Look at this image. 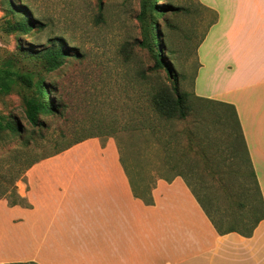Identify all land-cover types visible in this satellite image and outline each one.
<instances>
[{"label": "rangeland", "instance_id": "obj_1", "mask_svg": "<svg viewBox=\"0 0 264 264\" xmlns=\"http://www.w3.org/2000/svg\"><path fill=\"white\" fill-rule=\"evenodd\" d=\"M9 1L17 14L32 23V30L22 34L6 29L8 20L19 17L8 13L5 0H0V72L9 71L15 80L9 94L0 96V114L32 130L24 117L23 99L31 96L33 88L18 80V75L32 80L42 77L44 84L55 86L57 101L65 110L45 116L47 125L36 130L32 140L0 135V192H4L0 200L12 201L14 191L20 197L28 165L55 156L78 139L94 136L121 145V164L139 193L146 194L158 177L179 174L195 194L204 197L205 208L215 220L221 218L215 207L219 203L227 212L244 211L235 201L231 206L223 201L225 194L218 182L221 178L226 188L251 182L244 139L228 108L210 101L197 104L191 98L192 112L185 120H164L151 110L149 97L156 85L172 80L164 70H151L153 62L143 44L158 39L151 26V39L147 38L136 19L139 0H104L101 10L98 0ZM199 1L222 10L230 0ZM239 1L247 6L248 0ZM156 2L157 9L166 13H148L147 17L156 18L162 46L171 51L162 49L161 57L177 74L180 91L191 94L197 73L195 48L212 15L198 1ZM59 45L71 48L77 56L66 58L53 72L26 51ZM51 98L52 94L45 97ZM220 98L229 101L228 96ZM209 196L218 201L212 202Z\"/></svg>", "mask_w": 264, "mask_h": 264}, {"label": "crops", "instance_id": "obj_2", "mask_svg": "<svg viewBox=\"0 0 264 264\" xmlns=\"http://www.w3.org/2000/svg\"><path fill=\"white\" fill-rule=\"evenodd\" d=\"M193 1L212 18L192 93L234 106L264 206V0ZM132 185L113 139L35 162L20 193L28 206L0 200V264H264V218L250 237L218 233L181 175L146 194Z\"/></svg>", "mask_w": 264, "mask_h": 264}, {"label": "trees", "instance_id": "obj_3", "mask_svg": "<svg viewBox=\"0 0 264 264\" xmlns=\"http://www.w3.org/2000/svg\"><path fill=\"white\" fill-rule=\"evenodd\" d=\"M103 1L104 0H98L99 10L102 9ZM5 4L8 13H10L13 17L16 16L19 17L15 19L13 22L8 20L6 23L7 24L6 29H8L9 31H19L22 34H26L27 32H30L32 30V23H30V21L24 16H21L22 14H17L11 1L5 0ZM157 8L158 5L156 0H139V13L136 16V19L140 24V27L142 28L146 37L151 39L150 36V26H151L154 27V30L156 32V37L158 39L157 43H154V41L151 40L150 45L148 43L143 44L146 45L149 58L153 62V67L151 68V70L154 72L158 70H164L167 79L172 80L169 84L158 83L156 85L155 91L150 94L149 101L153 113H155L157 116H159L164 120H185L187 116L192 112L193 106L190 101L192 98L193 100H196L197 104H200L203 101H210L216 104L224 105L228 108L227 110L229 111V115L233 120V122L238 121L234 106L217 101L207 100L204 98H199L196 97L193 93L188 94L186 92L180 91L177 74L173 71V69H171V67L168 68V64H166L167 62L161 57L162 49L168 54H170L171 51H166V48L162 46V41L159 37V29L157 27L156 18L155 20L154 18L148 20L147 17L148 13H151V15L155 14L158 16L166 13V10L160 11ZM70 50L72 49L69 47L59 45L57 47H50L45 51H37V52L28 51V50L26 51L30 57H34V59L40 60L41 63H43L44 67L46 68V71L53 72L63 65L66 58L77 56L75 53H71ZM17 79L23 82V84H25L27 87L33 88V93L31 94V96H28L23 99L24 117L27 123L32 127V130L28 132L27 130L22 128L17 122H15L12 118L0 114V135L2 133H7V135L9 136L18 135L21 141H25L27 138L32 140L35 136L36 130H40L41 128L47 125L45 116L53 117V116L61 115L62 112H64L65 110V106L63 103L57 101V98L55 96V91H56L55 86H53L52 84H44V80L42 77L37 78L36 80H32L31 77L27 75H21V76L18 75ZM14 81L9 71L3 70L2 72H0V96L9 94L13 85L12 83H14ZM50 94H52V98L48 99L47 101L45 97L47 98ZM237 124L241 136V141H243L239 123L237 122ZM93 137L94 136H87L85 138L78 139L71 144H67L62 149L58 150L54 155H57L60 152L65 151L66 149L70 148L71 146L85 139L93 138ZM242 144H244V142ZM117 145L120 152V162H122L123 160L121 157V145L119 144ZM34 163L28 165L26 169H28ZM122 165L124 166V163ZM221 173L222 172H218V175H220ZM249 174L251 177L250 183L247 184H242L240 182L233 183V188L232 185H230L229 187L227 185L226 188L221 178H219L218 180L225 194L224 195L225 200L223 201H226L227 205L230 206L234 205V201H235V204L240 209L244 210L239 214L233 212H227L225 209H222L219 203L216 204L215 207H216V212L221 215V218L215 220L214 218L211 217V213L205 208V204L203 200H201L203 197L201 198L197 193L195 194L198 202L204 208L208 218L210 219V221L212 222L218 233L224 232L221 230V226L223 224L224 225L226 224L227 227H225L224 229L227 230L225 231L227 232L236 231L237 229L239 230V228L242 227L243 229H240L239 233L244 237H250L257 224L264 218V206L262 203L257 182L255 180L254 173L252 170H250ZM230 179H232V177ZM132 191L134 192V194L138 192L136 189H134L133 185H132ZM3 194L4 192H0V195ZM14 197L15 198L12 201H8V199L4 197L9 207H13L17 205L28 206L26 205L25 201L15 193V191H14ZM209 198L212 199V202L218 201L215 196L214 197L209 196Z\"/></svg>", "mask_w": 264, "mask_h": 264}]
</instances>
